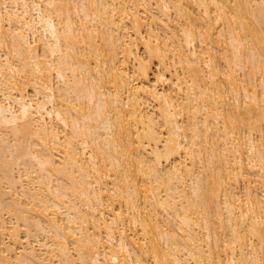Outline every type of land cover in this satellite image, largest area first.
I'll use <instances>...</instances> for the list:
<instances>
[{"label": "bare ground", "instance_id": "bare-ground-1", "mask_svg": "<svg viewBox=\"0 0 264 264\" xmlns=\"http://www.w3.org/2000/svg\"><path fill=\"white\" fill-rule=\"evenodd\" d=\"M0 264H264V0H0Z\"/></svg>", "mask_w": 264, "mask_h": 264}, {"label": "rangeland", "instance_id": "rangeland-1", "mask_svg": "<svg viewBox=\"0 0 264 264\" xmlns=\"http://www.w3.org/2000/svg\"><path fill=\"white\" fill-rule=\"evenodd\" d=\"M33 94L31 93V96H32ZM33 97V96H32Z\"/></svg>", "mask_w": 264, "mask_h": 264}]
</instances>
